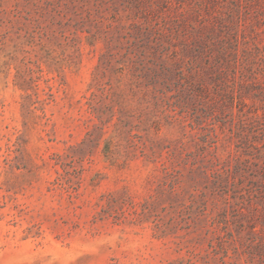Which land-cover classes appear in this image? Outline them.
Wrapping results in <instances>:
<instances>
[{"label": "rangeland", "instance_id": "rangeland-1", "mask_svg": "<svg viewBox=\"0 0 264 264\" xmlns=\"http://www.w3.org/2000/svg\"><path fill=\"white\" fill-rule=\"evenodd\" d=\"M248 49L264 0H0V264H264Z\"/></svg>", "mask_w": 264, "mask_h": 264}, {"label": "trees", "instance_id": "trees-1", "mask_svg": "<svg viewBox=\"0 0 264 264\" xmlns=\"http://www.w3.org/2000/svg\"><path fill=\"white\" fill-rule=\"evenodd\" d=\"M150 34L152 36L153 32H148L146 36ZM150 37H146L148 38L147 46L151 50L149 60L150 65L146 68L147 74L149 75L148 87L151 92L154 106L160 107L161 102L163 101V94L166 92L163 87L160 88L157 84L166 86L169 91L173 90L171 80L175 75L173 68L175 62L170 61V57L172 56L170 55V47L164 42L163 35H155L152 38ZM246 52L247 53L243 55V57H238L236 62L242 65L244 78L249 80V82L244 85L247 94H249L248 96L255 102L259 101L258 109L260 108L263 110L262 114H259L255 109L252 114L248 116L247 120L250 125L257 129V132L264 137V81L259 78V74L263 75L264 64H259L258 57L253 49H248ZM132 62H134L133 59ZM255 65L257 66L255 67ZM241 89L243 90V87ZM240 96H242V94ZM262 146L264 147V144L259 148ZM215 177L217 179L214 182L219 185L220 183L218 182H220V179L217 175ZM220 220L225 224H229L230 222V219L226 214H223Z\"/></svg>", "mask_w": 264, "mask_h": 264}]
</instances>
